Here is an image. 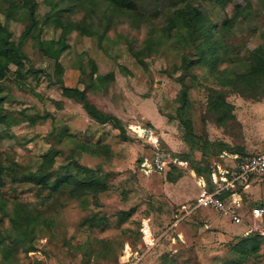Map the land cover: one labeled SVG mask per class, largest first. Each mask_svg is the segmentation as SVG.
Returning a JSON list of instances; mask_svg holds the SVG:
<instances>
[{"label":"rangeland","instance_id":"1","mask_svg":"<svg viewBox=\"0 0 264 264\" xmlns=\"http://www.w3.org/2000/svg\"><path fill=\"white\" fill-rule=\"evenodd\" d=\"M133 2L135 10L103 0H0V24L20 48L17 63L0 66V264H125L128 249L133 264H264V234L247 232L263 200H244L242 224L195 207L234 151H264V80L245 93L232 81L264 52V0ZM192 14L221 47L217 65L196 64L202 40ZM65 88L84 91L123 130L93 121ZM210 89L227 115L211 108ZM137 123L153 126L189 167L141 171L150 151L130 132ZM45 155L53 171L77 174L75 162L92 169L104 190L76 198L23 182ZM23 205L38 214L33 233L13 229Z\"/></svg>","mask_w":264,"mask_h":264},{"label":"trees","instance_id":"2","mask_svg":"<svg viewBox=\"0 0 264 264\" xmlns=\"http://www.w3.org/2000/svg\"><path fill=\"white\" fill-rule=\"evenodd\" d=\"M103 1L110 2L119 10L136 9V4L133 2V0ZM33 10V5H31V14L33 13ZM192 18H194V20H191L192 28L195 29L193 33H198L200 41L202 40V42L198 44V48L200 50L198 51V59L196 64L198 62H206L209 59V61L213 62L214 65H217L218 61L216 59V55L221 49L220 45H217L215 41L213 42L212 36L209 35V27L200 23L201 18L196 20L195 14H192ZM196 21L197 23H195ZM6 32V29L0 24V52L4 55V57H2L4 61L0 62V66L3 65L4 67L7 66L9 63L8 58H11L12 61L17 63L19 58L16 55L20 52V48L16 47L13 43H10V41L6 38ZM249 61L250 65L247 66V70L242 73H236V77L232 79L233 85H242V88H238V90L243 93H245L248 89L252 88L254 86V83L260 82L261 79L264 80V52L261 49H257L253 53V56L252 58H250ZM4 76L5 72L0 70V79H2ZM262 88L264 87L262 86ZM64 92L68 97L70 96L80 101L83 104L85 110L87 111L89 117L93 121L100 124L112 122L116 128L123 130L118 118L113 115L105 114L98 107L93 105L87 99L86 93L84 91H80L76 88H65ZM210 92L213 94V97L210 98L211 108L217 114L223 113V115H227L226 111L228 104L226 100L222 97H218V94H220V92L216 89H210ZM220 120H223V117H221ZM83 148L88 150L90 153L101 154L96 150L90 149V147H85V145H83ZM235 153L246 154L239 151H234L233 154ZM177 154L181 158L188 161L182 154ZM53 163L54 162L52 157L49 155H45L43 162L40 164L38 170L29 171L21 176L23 182L34 184L35 186L48 188L51 194H55L57 192H67L70 196L76 198H82L84 196L89 195L90 193H97V191L104 190V187H100L102 185L101 180L96 177L97 175L92 169L84 167L80 163L75 162V166L79 169L77 174L62 173L61 170L53 171ZM179 169L182 168L172 166L168 172ZM5 170V165L0 164V180ZM83 171L86 172L85 178H81L80 173H82ZM55 175H57V177H55ZM212 188L213 187H211V189ZM37 216L38 214L33 209H28L27 206L23 205L21 211L16 212L15 216H13L14 231L21 234L30 232L33 233L36 227ZM31 248L32 247H30L27 252L32 251ZM10 256L11 253L5 250L4 257L6 259H10Z\"/></svg>","mask_w":264,"mask_h":264},{"label":"built area","instance_id":"3","mask_svg":"<svg viewBox=\"0 0 264 264\" xmlns=\"http://www.w3.org/2000/svg\"><path fill=\"white\" fill-rule=\"evenodd\" d=\"M130 132L143 139L149 147V153L139 160V168L146 173H164L172 166L182 169L189 167L188 161L181 158L176 152L162 145L161 135L153 126L145 123L130 125ZM231 165L221 170L212 189H208L204 181L203 193L198 197L195 207L211 209L220 212L224 217L228 216L236 224L244 223L243 192L244 188L252 179L264 176V151L246 154H232ZM255 221L254 227L247 230H259L264 234L263 208L257 207L252 210ZM125 264H133L139 260L138 255L131 249L125 252Z\"/></svg>","mask_w":264,"mask_h":264},{"label":"crops","instance_id":"4","mask_svg":"<svg viewBox=\"0 0 264 264\" xmlns=\"http://www.w3.org/2000/svg\"><path fill=\"white\" fill-rule=\"evenodd\" d=\"M253 179L244 187H241V190L243 192V197L244 200H247V197L251 198V199H259V201L263 200L264 202V184H255V181L252 182ZM252 193V195H251ZM263 208L264 211V205L262 204V206H260ZM243 209H245V205L243 206ZM263 225H264V217H263ZM245 229V228H244ZM243 230V228H242ZM246 231V230H245Z\"/></svg>","mask_w":264,"mask_h":264},{"label":"bare ground","instance_id":"5","mask_svg":"<svg viewBox=\"0 0 264 264\" xmlns=\"http://www.w3.org/2000/svg\"><path fill=\"white\" fill-rule=\"evenodd\" d=\"M128 249V248H127Z\"/></svg>","mask_w":264,"mask_h":264}]
</instances>
